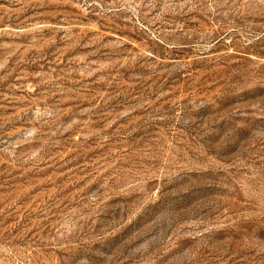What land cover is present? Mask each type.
Here are the masks:
<instances>
[{
  "label": "rangeland",
  "instance_id": "1",
  "mask_svg": "<svg viewBox=\"0 0 264 264\" xmlns=\"http://www.w3.org/2000/svg\"><path fill=\"white\" fill-rule=\"evenodd\" d=\"M0 264H264V0H0Z\"/></svg>",
  "mask_w": 264,
  "mask_h": 264
}]
</instances>
